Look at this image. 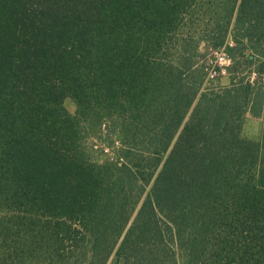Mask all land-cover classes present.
Returning <instances> with one entry per match:
<instances>
[{
    "label": "trees",
    "instance_id": "obj_1",
    "mask_svg": "<svg viewBox=\"0 0 264 264\" xmlns=\"http://www.w3.org/2000/svg\"><path fill=\"white\" fill-rule=\"evenodd\" d=\"M0 264H264V0H0Z\"/></svg>",
    "mask_w": 264,
    "mask_h": 264
},
{
    "label": "rangeland",
    "instance_id": "obj_2",
    "mask_svg": "<svg viewBox=\"0 0 264 264\" xmlns=\"http://www.w3.org/2000/svg\"><path fill=\"white\" fill-rule=\"evenodd\" d=\"M211 56H212L211 57L212 58L211 63L212 64L214 63V66L217 67V69L219 70V73H217V75H216L217 80H216L215 84L218 86H224L225 84L228 83V78L226 76H224V74L221 73L220 68L223 67L225 63H223V62H221V64L215 63L214 62L215 61V58H214L215 53H213ZM235 75H239V74H235ZM64 107L67 109V111L69 113L74 114L76 107H75V104L71 98H66L64 100ZM247 115L253 117L250 113H247ZM91 136H92V139L89 138L91 141V145L93 144L96 147V148H94V146H92V149H91L93 159L97 163H103L105 161V158L102 156V154L100 152V147H102L103 141H99L100 139H98V137H100L101 140H103V138H102V136L99 135V132H96V131H95V133L91 134ZM117 137H116V139H118ZM113 152H114V150H113ZM116 152L119 153V150L117 149Z\"/></svg>",
    "mask_w": 264,
    "mask_h": 264
},
{
    "label": "built area",
    "instance_id": "obj_3",
    "mask_svg": "<svg viewBox=\"0 0 264 264\" xmlns=\"http://www.w3.org/2000/svg\"><path fill=\"white\" fill-rule=\"evenodd\" d=\"M215 63L221 64V62L225 63L223 67L220 68V71L222 74L225 73V67L229 63V59L227 58V55L223 51L215 52ZM212 59V58H211ZM211 59L208 61L207 65L209 67L208 69V78H215L217 73H219V70L217 71V67L214 66V63H211ZM94 146V145H93ZM94 148H96L94 146ZM120 144L117 139H114L113 144L111 145H105L103 144L102 147H100V152L102 156L105 158V161L107 162H117L118 159V153L116 152L117 149L119 150ZM114 150V152H113Z\"/></svg>",
    "mask_w": 264,
    "mask_h": 264
},
{
    "label": "crops",
    "instance_id": "obj_4",
    "mask_svg": "<svg viewBox=\"0 0 264 264\" xmlns=\"http://www.w3.org/2000/svg\"><path fill=\"white\" fill-rule=\"evenodd\" d=\"M262 121L259 118L251 117L246 114L242 128L241 135L248 139H258L261 134Z\"/></svg>",
    "mask_w": 264,
    "mask_h": 264
}]
</instances>
